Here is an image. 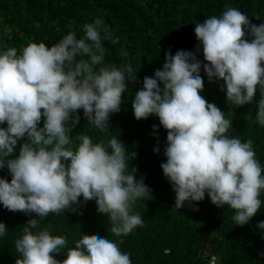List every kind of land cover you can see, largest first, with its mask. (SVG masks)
Instances as JSON below:
<instances>
[{"label": "clouds", "instance_id": "9594fccd", "mask_svg": "<svg viewBox=\"0 0 264 264\" xmlns=\"http://www.w3.org/2000/svg\"><path fill=\"white\" fill-rule=\"evenodd\" d=\"M83 31L81 38L69 32L51 47L30 41L19 52L0 51V125H7L0 127V168L6 164L11 175L10 182L0 178V204L38 217L30 218L15 240V264H132L130 254L121 251L122 239L82 233L68 247L66 236L52 235L41 221L50 213L79 212L82 196L84 204L95 200L98 214L108 216L112 235L127 236L143 224L133 212L136 201L155 198L144 177L136 179L137 169L127 171L136 153L128 156L123 141L113 137L105 145L87 134L72 135L80 109L87 123L108 128L110 114L120 111L126 74H132L129 64L105 63L102 41L110 36L101 19L86 23ZM194 31L195 52L167 50L162 68L144 77L131 107L137 120L155 115L167 131L161 169L175 193L174 208L187 202L197 211L193 202L207 194L216 207L233 209L235 224L243 226L261 208L264 168L251 139L226 135L232 121L200 94V72L203 66L209 82L222 80L220 90L237 107L253 103L259 91L255 120L264 126V23L252 24L226 4L222 14L197 23ZM201 46L206 63L196 56ZM20 140L25 142L13 156ZM257 227L264 229V221ZM6 231L0 222V237ZM61 252L62 261L52 255Z\"/></svg>", "mask_w": 264, "mask_h": 264}, {"label": "trees", "instance_id": "16d2710c", "mask_svg": "<svg viewBox=\"0 0 264 264\" xmlns=\"http://www.w3.org/2000/svg\"><path fill=\"white\" fill-rule=\"evenodd\" d=\"M226 4L246 14L252 24L264 23V0H0V51L15 47L19 52L30 41L51 47L69 32H75L79 39L84 35L86 23L101 19L110 36L102 41L107 49L105 63L132 67V74H126L127 89L120 111L110 114L108 128L101 131L87 123L80 109V121L72 135L87 134L93 143L102 140L105 145L113 137L123 141L128 156L136 153L135 158L128 160L127 171L137 169L136 179L144 177L155 198L136 201L133 212L142 217L143 224L121 237L110 233L109 218L98 214L95 200L84 204L81 196L79 212L50 213L41 221V227H47L52 235L66 236L68 247H74L84 233L114 241L122 239L121 251L130 254L132 264H264V256L260 255L264 253V229L257 227L264 221V191L259 212L243 226L235 224L233 209L227 205L216 207L207 194L203 201L193 202L197 211L187 202L177 210L175 193L161 169L166 162L167 131L155 115L137 120L131 107L144 77L154 76V71L162 68L165 52L169 49L172 55L178 50L195 52L199 44L194 31L196 24L222 14ZM117 37L118 42L112 43ZM122 51L127 53L126 57L121 56ZM196 56L203 61L202 46ZM200 74L204 80L200 94L232 121L226 135L242 141L251 139L256 159L264 168V126L255 120L259 91L253 103L237 107L227 101L226 91L220 90L222 80L209 82L203 66ZM39 126H43V118ZM24 142H17L13 156L18 155ZM156 147L158 153L153 151ZM10 158L13 157L6 159ZM0 178L11 180L6 164L0 168ZM30 218L38 217L35 213L29 216L8 211L0 204V222L7 229L0 237V264H15L18 256L15 240L22 235V226ZM52 255L61 261L66 258L63 252Z\"/></svg>", "mask_w": 264, "mask_h": 264}]
</instances>
